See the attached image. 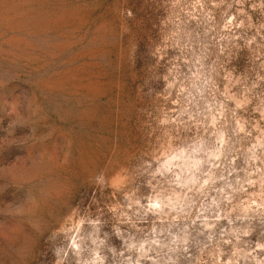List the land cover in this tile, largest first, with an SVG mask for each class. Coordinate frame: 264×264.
Returning a JSON list of instances; mask_svg holds the SVG:
<instances>
[{
    "label": "rangeland",
    "instance_id": "374dc122",
    "mask_svg": "<svg viewBox=\"0 0 264 264\" xmlns=\"http://www.w3.org/2000/svg\"><path fill=\"white\" fill-rule=\"evenodd\" d=\"M0 264H264V0H0Z\"/></svg>",
    "mask_w": 264,
    "mask_h": 264
}]
</instances>
